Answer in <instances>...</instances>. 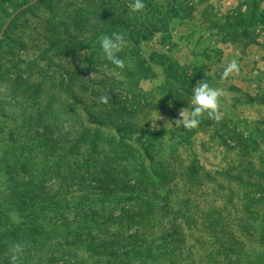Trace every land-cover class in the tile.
<instances>
[{"label": "trees", "instance_id": "1", "mask_svg": "<svg viewBox=\"0 0 264 264\" xmlns=\"http://www.w3.org/2000/svg\"><path fill=\"white\" fill-rule=\"evenodd\" d=\"M22 6L25 8L9 18L7 29L15 27L20 15L31 9ZM120 6L115 11L105 10L101 23L85 17L84 11L76 12V16L81 14L79 18H71L63 28L94 33L91 43L102 34L132 28L130 37L138 47L141 40H149L133 23L142 13ZM246 17L241 10L227 15L220 32L240 31L249 38L251 29L264 26V13ZM57 28L50 23V34L44 35L50 49L61 47L64 53V45L67 54L78 52L69 48L71 42L76 47L82 44L77 37L70 35L65 40L61 33H55ZM3 41L10 43L11 49L5 60L0 58V72L13 47L19 45L22 52L27 48L14 31L5 32L0 45ZM0 52L4 55L2 49ZM48 58L47 53L39 55L36 63L28 64L18 75L15 88L23 100L18 105L25 102L27 109L34 107L35 94L50 83L63 82V78L54 77L49 62L51 75H43L45 80L38 90L32 87L36 81L33 71ZM85 64L87 67L68 73V85H58L57 89L70 91L73 83H82L79 79L94 69L89 61ZM105 83L101 80L98 84L105 87ZM104 94L111 97V109L99 102H95V109L77 94L71 104L63 103L57 110L37 104L40 113L31 118L29 128L43 139L39 155L43 168L33 163V149L26 156H16L19 143L15 138L26 136L27 130L10 137L14 146L0 161V176L6 179L0 187V264H9L7 251L13 242L25 245V264H264V150L258 140L235 135L234 145L229 147L236 152L237 162L232 153L227 157V169L212 171L192 151L193 130L182 133V128L167 143L164 131H153L149 126L143 129L135 113L124 106V102L138 98L117 97L115 89ZM261 132L258 134L264 142ZM179 147L190 152L189 161L182 160ZM11 213H16L19 221L13 220ZM51 224L60 230L54 236H60L50 232Z\"/></svg>", "mask_w": 264, "mask_h": 264}, {"label": "rangeland", "instance_id": "2", "mask_svg": "<svg viewBox=\"0 0 264 264\" xmlns=\"http://www.w3.org/2000/svg\"><path fill=\"white\" fill-rule=\"evenodd\" d=\"M104 1L109 4H104ZM244 1L252 2L248 6L241 5ZM260 1L143 0L147 4L146 10L141 17L140 14L137 15L139 19H133V23L138 24L137 27H140L144 35L149 36V40H139L140 45L136 47L130 37L132 28L123 30L122 34L129 38L126 39V47L121 54L122 58L126 59V67L120 70L111 67L113 65L104 59L98 38L94 43L89 41L94 33H82L73 27L67 32L62 24L71 23V18L76 21L75 17L79 18L83 11L87 13L85 17L94 18V23H101L105 10H118L122 7L120 5H129L133 0H0V39L5 32L13 34L14 31L18 40L27 43L26 52H22L19 45L13 47L12 55L7 58L6 63L4 60L11 46L7 41L0 45V50L4 51V55L0 54V58H4V69L0 72V161L1 157L5 156L4 152L12 150L14 146L10 137L23 134L27 130L26 136L15 138L16 144L19 143L16 156H26L33 149L36 151L33 152V163L43 168L44 163L39 156L43 139L35 134L34 136L29 128L31 118L40 113L37 104L43 108L52 105L57 110L63 103L66 106L71 104L74 94H77L97 109L95 102H98L101 95H105L104 91L111 89H115L117 97L125 99L134 95V98H138L132 99L136 101L124 102V106L130 109L131 113H135L133 116L143 129L149 126L153 131H164L167 134L164 140L168 143L169 137L178 136L182 129L169 122L180 118L181 109L191 107L192 90L204 80L213 87L223 89L220 109L223 115L219 123L205 118L200 126L193 130L192 151L197 159L209 170L227 169V157L233 153L229 146L234 145L235 135L256 138L260 149L264 150L262 136L258 134V131H262L264 135V26L257 25L251 29L249 38H245L246 35L240 31L234 34L220 32V25L225 23L227 15H234L240 10L247 15L246 19L251 18L253 13L257 14V17L263 14L264 0ZM22 5H29L30 11L20 15L14 22L16 26L12 27L13 29H7L9 18ZM50 6L54 10L53 14L50 13ZM96 7L98 15L95 16ZM22 9L20 8V11ZM76 12H80L78 16ZM50 23L58 26V31L54 32L61 33L65 40L69 39L70 35L76 36L78 43L82 44L76 47L71 42L69 48L71 51H79L67 54L64 45V53L61 52V47L51 50L48 42H44V35L50 34L47 29ZM38 46L42 48V53L38 52ZM45 53L49 58L33 71L36 81L32 87L38 90L45 80L41 79L43 75H51L48 71L50 64L53 65L51 68L54 77L63 78V82L48 84L45 90L35 94L36 97L34 95L32 102H37L35 106L27 109L25 105L28 103L18 105L23 100L17 96V77L26 71L28 64L36 63L37 57ZM232 60L238 62L240 70L227 80H222L224 68ZM88 61L94 69L86 77L79 79L82 83H73V89L65 90L66 93L57 89L58 85L66 87L68 73L77 71L79 67H87L85 62ZM12 63L14 65L10 67ZM92 73L95 74L94 78ZM131 73L134 78L130 77ZM5 79H11L12 82L6 84ZM101 80H105V87L98 84ZM137 95H140V98ZM142 99H145V102ZM106 109H111V105H107ZM183 131L184 129L182 133ZM28 133L33 137L29 138ZM113 133L112 131L111 134ZM179 149L182 160L189 161L192 156L190 152L184 147ZM260 152L259 150L257 154ZM233 157L236 163L235 151ZM2 170H5L4 166ZM5 180V176H0V187ZM11 217L19 221L16 213H11ZM48 229H51L53 236L60 231L52 224ZM195 259L200 260L198 256H195Z\"/></svg>", "mask_w": 264, "mask_h": 264}, {"label": "clouds", "instance_id": "3", "mask_svg": "<svg viewBox=\"0 0 264 264\" xmlns=\"http://www.w3.org/2000/svg\"><path fill=\"white\" fill-rule=\"evenodd\" d=\"M128 7L133 13H144L146 10L143 0H133ZM98 43L104 59L113 65L114 68L124 70L126 59L122 58L121 54L126 47L125 35L118 32H113L111 35L102 34L98 37ZM239 70L238 62L232 60L224 68L221 76L222 80H227L231 75L238 73ZM94 75L92 73V78H94ZM223 96L224 91L222 88L213 87L207 80L200 81L192 90L191 107L181 109L179 112L180 118L169 123L188 131L197 129L205 118L219 123L223 115L220 110ZM110 99L111 97L108 95H101L98 102L108 105ZM7 255L9 264H25V245L22 242L11 243L8 246Z\"/></svg>", "mask_w": 264, "mask_h": 264}, {"label": "crops", "instance_id": "4", "mask_svg": "<svg viewBox=\"0 0 264 264\" xmlns=\"http://www.w3.org/2000/svg\"><path fill=\"white\" fill-rule=\"evenodd\" d=\"M24 8H25V7H24ZM24 8H23V9H24Z\"/></svg>", "mask_w": 264, "mask_h": 264}]
</instances>
